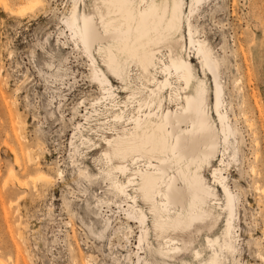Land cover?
<instances>
[{
    "label": "rangeland",
    "instance_id": "rangeland-1",
    "mask_svg": "<svg viewBox=\"0 0 264 264\" xmlns=\"http://www.w3.org/2000/svg\"><path fill=\"white\" fill-rule=\"evenodd\" d=\"M75 1L77 12L93 13L107 33L91 49L96 62L68 25ZM28 2L0 0V264H162L139 241V223L113 187L125 175H105L101 150L103 137L116 138L137 104L159 117L180 107L156 85L165 71L153 65L147 83L131 56L109 60L116 18L108 1L37 0L18 11ZM180 2V29L167 34L165 46L183 51L189 23L218 61L234 130L222 144L219 172L236 207L234 249L224 253L225 264H264V0H202L190 14L187 0ZM98 66L116 92L115 105L101 97L109 85ZM195 76L192 88L199 91L209 80ZM205 95L208 102L210 92ZM221 152L203 168L206 183ZM41 172L47 181L37 179ZM140 203L148 212L149 204ZM221 228V218L208 211L189 214L176 228L185 257L192 260L193 246L209 253L204 234Z\"/></svg>",
    "mask_w": 264,
    "mask_h": 264
},
{
    "label": "bare ground",
    "instance_id": "bare-ground-1",
    "mask_svg": "<svg viewBox=\"0 0 264 264\" xmlns=\"http://www.w3.org/2000/svg\"><path fill=\"white\" fill-rule=\"evenodd\" d=\"M36 1L21 4L18 11L22 12L23 8L34 5ZM106 1L116 18L113 25L116 48L108 51L109 60L113 58L120 63L131 56L147 83L153 81L152 66L159 65L165 74L156 85L160 89L166 88L171 95L170 100H175L180 107L167 108L164 116L159 117L148 106L143 111L142 105L137 104L126 127L117 132L116 138L102 139L106 144L101 150L107 165L105 175L115 171L125 175L123 180L116 176L113 187L129 204L131 217L140 226L139 241L155 259L162 264H225L224 253L230 254L234 249L232 228L236 207L234 195L219 172L224 161L222 144L229 140L234 130L223 108L218 61L203 42L193 37L189 23L184 33L183 51L174 52L165 46L167 34L172 29H180L183 12L180 0ZM201 1L187 0L188 14ZM76 3L68 25L79 38L83 50L96 62L91 49L107 33L97 25L93 13H78ZM192 58L197 60L198 70ZM98 68L101 82L110 86L105 88L101 97L105 100L111 98L115 105L116 92L111 81ZM195 72L209 80L201 85L199 91L192 88ZM171 76H175L173 82L169 80ZM207 90L210 92L208 102ZM116 116L122 117L120 113ZM86 138L90 141L89 137ZM218 152H221V157L212 168V182L206 183L203 168ZM28 155L31 159L30 152ZM86 168L78 166L79 173L89 178ZM48 178L42 172L37 176L40 181ZM140 199L149 204L148 212ZM201 211L220 217L222 228L212 236L208 232L204 234L205 248L209 253L204 256L201 249L190 247L192 260H189L184 252L187 246L176 228L185 225L189 214H200Z\"/></svg>",
    "mask_w": 264,
    "mask_h": 264
}]
</instances>
